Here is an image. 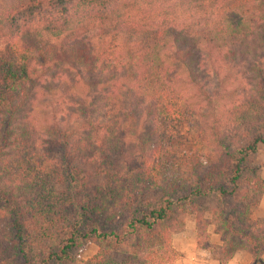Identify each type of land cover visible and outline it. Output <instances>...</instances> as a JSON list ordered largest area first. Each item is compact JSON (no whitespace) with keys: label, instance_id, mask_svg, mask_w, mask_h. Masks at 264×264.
<instances>
[{"label":"trees","instance_id":"trees-1","mask_svg":"<svg viewBox=\"0 0 264 264\" xmlns=\"http://www.w3.org/2000/svg\"><path fill=\"white\" fill-rule=\"evenodd\" d=\"M0 42V264H172L186 217L219 264H264V0H0ZM250 51L247 87L198 81ZM72 71L91 104L38 124Z\"/></svg>","mask_w":264,"mask_h":264},{"label":"rangeland","instance_id":"rangeland-1","mask_svg":"<svg viewBox=\"0 0 264 264\" xmlns=\"http://www.w3.org/2000/svg\"><path fill=\"white\" fill-rule=\"evenodd\" d=\"M1 45V42H0ZM259 46L258 42L252 44V47ZM259 52V50H256ZM250 51L243 59L232 61L230 59L212 61L204 66L203 74L201 72L198 76V81L205 84L210 90L216 88L217 84H221L224 88L239 91L242 86L247 87L252 81V55ZM262 54V53H259ZM260 56V55H258ZM83 75V73H81ZM204 75V76H202ZM65 74L62 77H56L48 82H43L35 91L34 97L31 100L32 110L31 116L37 121L38 124H43L51 120L64 121L79 116V110L82 104L89 106L91 104L90 94L91 88H87L75 71H72V76L77 80L73 82ZM257 161L261 165L260 175L264 174V145H259L257 150ZM260 211L256 208L253 212V218L259 219ZM207 231L210 233L212 227H208ZM194 235V223L191 217H186L184 228L178 234L173 235L174 239L180 236ZM172 236V238H173ZM213 237V236H212ZM212 243L218 244V238L214 235ZM172 246V245H171ZM174 249V248H173ZM95 247L91 244H85L74 254L73 264H82L84 260L94 254ZM178 254V253H177ZM216 257L215 254L211 253ZM217 259V257H216Z\"/></svg>","mask_w":264,"mask_h":264},{"label":"crops","instance_id":"crops-1","mask_svg":"<svg viewBox=\"0 0 264 264\" xmlns=\"http://www.w3.org/2000/svg\"><path fill=\"white\" fill-rule=\"evenodd\" d=\"M264 179V174L262 173ZM260 211L259 219H264V195L261 197L260 203L257 207ZM214 235H211L213 240ZM171 245L178 253V257L172 264H219L215 256L205 250H200L195 247L194 235L180 236L176 239H171ZM250 253L248 251L236 252L231 260L226 264H250ZM261 259L264 262V252L261 255Z\"/></svg>","mask_w":264,"mask_h":264}]
</instances>
